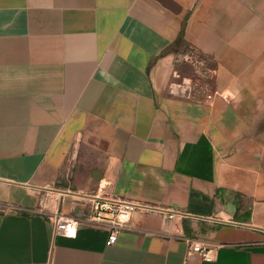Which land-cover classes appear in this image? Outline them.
Listing matches in <instances>:
<instances>
[{
    "label": "crops",
    "instance_id": "crops-1",
    "mask_svg": "<svg viewBox=\"0 0 264 264\" xmlns=\"http://www.w3.org/2000/svg\"><path fill=\"white\" fill-rule=\"evenodd\" d=\"M221 6L0 0V264H264V85L239 86L264 60L217 29ZM181 35L231 97L173 92ZM93 194L142 206L110 245L108 225L55 234L49 215Z\"/></svg>",
    "mask_w": 264,
    "mask_h": 264
},
{
    "label": "rangeland",
    "instance_id": "rangeland-1",
    "mask_svg": "<svg viewBox=\"0 0 264 264\" xmlns=\"http://www.w3.org/2000/svg\"><path fill=\"white\" fill-rule=\"evenodd\" d=\"M221 1L220 13L215 15L217 29L224 36L235 23L239 50L244 56H249L247 63L261 64L264 60V44L261 41L264 38V0H237L234 9L233 5L230 7L229 1ZM172 49L177 56V67L169 80V86H172L174 93L181 96L189 95L191 91H200L204 96L211 97L210 94L215 95L219 90L223 97L229 98L233 95L229 78H219L218 65L209 53L199 52L191 45H186L182 35ZM246 57L242 61L243 65L246 64ZM250 77L239 79V86L245 85L247 81L249 84L254 82L264 85V77ZM220 85L224 87L219 89Z\"/></svg>",
    "mask_w": 264,
    "mask_h": 264
},
{
    "label": "built area",
    "instance_id": "built-area-1",
    "mask_svg": "<svg viewBox=\"0 0 264 264\" xmlns=\"http://www.w3.org/2000/svg\"><path fill=\"white\" fill-rule=\"evenodd\" d=\"M90 200V212L84 216H72L60 211L49 215L53 224V232L66 237H76L81 223L108 225L110 235L107 244L117 241L121 230L128 228V222L136 207L142 206L131 200L93 194L87 196ZM217 245L204 241L191 242V252L199 253L205 260H213Z\"/></svg>",
    "mask_w": 264,
    "mask_h": 264
}]
</instances>
